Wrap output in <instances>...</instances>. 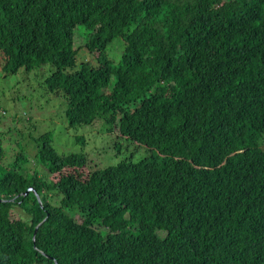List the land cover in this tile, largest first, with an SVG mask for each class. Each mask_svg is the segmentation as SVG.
<instances>
[{
    "label": "trees",
    "instance_id": "obj_1",
    "mask_svg": "<svg viewBox=\"0 0 264 264\" xmlns=\"http://www.w3.org/2000/svg\"><path fill=\"white\" fill-rule=\"evenodd\" d=\"M0 69L119 158L0 134V264H264V0H0Z\"/></svg>",
    "mask_w": 264,
    "mask_h": 264
},
{
    "label": "rangeland",
    "instance_id": "obj_2",
    "mask_svg": "<svg viewBox=\"0 0 264 264\" xmlns=\"http://www.w3.org/2000/svg\"><path fill=\"white\" fill-rule=\"evenodd\" d=\"M121 45L116 40L110 46L111 59H120ZM82 56L87 60L92 57L86 51ZM45 77L25 70L17 75H6L0 69V111L6 112L5 115L0 112V134H5L7 138L5 146L8 152L14 154L26 147L29 157L36 159V139L52 132L54 148L61 155L83 154L93 168L102 169L116 165L119 158L113 152L115 149L107 144L109 135L101 132V123L70 127L66 118V99L63 94L48 92L44 83Z\"/></svg>",
    "mask_w": 264,
    "mask_h": 264
},
{
    "label": "clouds",
    "instance_id": "obj_3",
    "mask_svg": "<svg viewBox=\"0 0 264 264\" xmlns=\"http://www.w3.org/2000/svg\"><path fill=\"white\" fill-rule=\"evenodd\" d=\"M0 112H2V113H3V115H5V113H6V112H4V110H1Z\"/></svg>",
    "mask_w": 264,
    "mask_h": 264
},
{
    "label": "water",
    "instance_id": "obj_4",
    "mask_svg": "<svg viewBox=\"0 0 264 264\" xmlns=\"http://www.w3.org/2000/svg\"><path fill=\"white\" fill-rule=\"evenodd\" d=\"M29 193H30V191L27 192V194H29ZM37 231H38V229H37ZM36 234H37V232H36ZM35 236H36V235H35Z\"/></svg>",
    "mask_w": 264,
    "mask_h": 264
}]
</instances>
